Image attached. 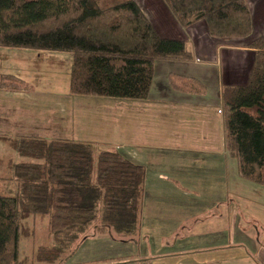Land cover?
Segmentation results:
<instances>
[{"label":"trees","instance_id":"1","mask_svg":"<svg viewBox=\"0 0 264 264\" xmlns=\"http://www.w3.org/2000/svg\"><path fill=\"white\" fill-rule=\"evenodd\" d=\"M182 28L204 21L215 39H248L245 0H162ZM0 47L69 52V91L76 96L145 100L158 60L190 61L181 39L162 37L135 0H0ZM248 82L221 90L224 142L241 179L264 186V35ZM27 83L0 73V88ZM176 90L202 95L197 80L169 77ZM0 140L26 161L8 163L14 193L0 189V264H66L92 225L99 234L133 235L139 228L145 170L116 150L81 142ZM4 178H0L3 181ZM47 219L50 246L19 259L30 218Z\"/></svg>","mask_w":264,"mask_h":264},{"label":"crops","instance_id":"2","mask_svg":"<svg viewBox=\"0 0 264 264\" xmlns=\"http://www.w3.org/2000/svg\"><path fill=\"white\" fill-rule=\"evenodd\" d=\"M245 3L251 14L252 35L248 39L229 40L212 38L204 21L182 28L162 0L157 7L150 6L147 13L143 12L157 32L165 38L186 41L192 59L156 61L151 89L145 100H127L125 105L107 101L98 103L100 112H107V115L111 116L117 110L120 112L112 117L121 122L113 125L115 132H107L108 139H104L113 143L105 144H114L120 154L144 168L143 191L150 198L148 206L153 207L150 216L156 214L154 207L159 201L164 204L175 199V208L185 210L182 208L172 213L185 219V223L189 222L186 234L202 236L211 242L208 252L225 250L228 244H217L220 234H210L214 231L205 225H197V229L191 231V220L202 214L193 198L199 197V191L215 193L224 190L226 182L230 181L234 159L224 142L221 90L227 85L248 82L254 53L247 44L264 35V0H245ZM171 76L197 80L205 87V93L197 95L173 89L169 85ZM236 171L238 174L237 165ZM156 175L168 183L155 184L152 177ZM212 200L215 205L221 202L216 198ZM218 211L215 216L221 218V211ZM176 226L178 230L184 229L180 222ZM139 237L146 242L150 239L149 234H140ZM249 240L252 241V237ZM129 244L111 246L114 244L106 239H99L96 244H82L76 248L77 252L81 248L80 252L75 251L66 259V264H163L166 257L171 256L178 264H184L180 260L185 256L194 259L189 256L194 249L188 247L166 253L160 251V243L156 241L151 245L158 253H151L145 246L136 252L133 243ZM186 263L201 264L195 259ZM208 264L222 263L213 258Z\"/></svg>","mask_w":264,"mask_h":264},{"label":"rangeland","instance_id":"3","mask_svg":"<svg viewBox=\"0 0 264 264\" xmlns=\"http://www.w3.org/2000/svg\"><path fill=\"white\" fill-rule=\"evenodd\" d=\"M135 1L146 13L150 6L159 5L161 2ZM71 60L72 54L69 52L0 47V73L14 74L27 83L25 88L18 91H4L0 88V138L72 141L90 144L97 150L117 151L114 144H105L113 143L112 141L104 139H108L107 132H115L113 125L121 122L117 117L115 120L112 117L120 112L117 110L113 115H107V112H100L98 103L107 101L124 104L127 100L72 95L69 91ZM110 139L114 140L113 137ZM10 161L16 164L26 159L19 157L8 143L0 140V178H4L0 181V189L5 194L14 193L16 190L15 182L9 180ZM236 165L234 160L230 181L226 182L224 190L215 193L199 191V197H190L198 202L197 208L202 209V214L199 213L197 219L191 220V231L197 229V225H205L214 231L210 234H220L216 243L228 244L227 249L208 252L206 250L211 245L210 241H206L202 236L193 237L192 233L186 234L189 222L185 223V219L182 220L181 216L172 213H177L176 211L183 208H175V199L164 204L159 201L154 207L156 214L150 216L153 207L148 206L150 198L146 197L144 191L136 233L127 237L114 233L103 235L96 232V225H92L85 237L77 241L76 248L82 244H96L97 240L106 239L114 244L111 246L133 243L136 252H140L145 246L151 253H158L154 252L156 250L151 245L157 241L160 243V251L166 253L183 247L194 249L193 254L189 256L201 264H208L213 258H217L222 264H264V186L241 179L237 174ZM152 181L158 185L168 183L167 180H159L157 175L152 177ZM214 194L217 196H213ZM213 198L220 199L221 202L215 205ZM185 201L187 202L183 200ZM146 202L148 203L145 204ZM218 210L221 211V218L215 216ZM177 221L181 223L184 231L176 228ZM26 233L29 236L23 235L19 246L21 260L31 259L39 246L51 245L47 219L30 218L26 222ZM140 234H149L148 242L140 238ZM250 237L252 241L249 240ZM80 250L81 248L78 252ZM166 258L163 264H178L174 256ZM194 259H187L185 256L180 262L188 264L186 262Z\"/></svg>","mask_w":264,"mask_h":264}]
</instances>
